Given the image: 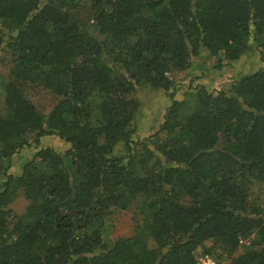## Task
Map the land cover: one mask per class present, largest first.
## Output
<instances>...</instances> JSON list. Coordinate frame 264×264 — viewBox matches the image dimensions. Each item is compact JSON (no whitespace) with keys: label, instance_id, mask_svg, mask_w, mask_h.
Returning a JSON list of instances; mask_svg holds the SVG:
<instances>
[{"label":"trees","instance_id":"obj_1","mask_svg":"<svg viewBox=\"0 0 264 264\" xmlns=\"http://www.w3.org/2000/svg\"><path fill=\"white\" fill-rule=\"evenodd\" d=\"M250 52L258 69L175 97L194 57L222 76ZM0 63V264H264V0H0ZM142 87L171 104L135 139ZM127 210L133 234L107 240Z\"/></svg>","mask_w":264,"mask_h":264},{"label":"rangeland","instance_id":"obj_2","mask_svg":"<svg viewBox=\"0 0 264 264\" xmlns=\"http://www.w3.org/2000/svg\"><path fill=\"white\" fill-rule=\"evenodd\" d=\"M87 8L84 4L76 9L75 17H81L86 20L88 17ZM254 51V50H253ZM205 54L201 57H194L192 65L180 73L173 75L175 81V97L177 99L186 98V92L194 89L198 85H204L209 89L215 87H222L229 82L233 77H237L244 73H250L260 67L262 64L256 58V54L251 52L246 54L241 60L236 61L223 68L222 76H216L217 72L212 68L213 58ZM215 60V59H214ZM212 62V63H211ZM8 71L6 64L0 63V77H5ZM173 91V90H172ZM26 94L31 99L37 108L43 112L48 113L55 105L58 97L52 90L44 86H30L26 89ZM141 106L133 121V127L137 129L133 135L135 139L143 138L149 135L155 127L162 120L166 108L171 104V98L162 90H153L148 87H142L139 91ZM2 100L0 99V109ZM68 142H65L57 136H47L41 141L40 146H52L56 150L63 152L68 148ZM123 145L119 146L118 153H122ZM36 148H28L14 157L10 172L17 175L21 172L24 163L33 156ZM257 192L264 198V185L256 186ZM27 205V200L20 195L10 204V207L17 213H22ZM133 211H120L115 215H111L108 219L106 228V239L114 241L119 237L132 235L134 232V222L132 219Z\"/></svg>","mask_w":264,"mask_h":264},{"label":"built area","instance_id":"obj_3","mask_svg":"<svg viewBox=\"0 0 264 264\" xmlns=\"http://www.w3.org/2000/svg\"><path fill=\"white\" fill-rule=\"evenodd\" d=\"M198 264H229V263H219L213 257L205 255L199 258Z\"/></svg>","mask_w":264,"mask_h":264}]
</instances>
